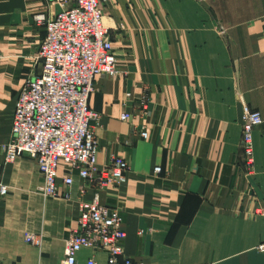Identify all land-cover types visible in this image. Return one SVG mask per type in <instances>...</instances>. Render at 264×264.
<instances>
[{
    "label": "crops",
    "instance_id": "1",
    "mask_svg": "<svg viewBox=\"0 0 264 264\" xmlns=\"http://www.w3.org/2000/svg\"><path fill=\"white\" fill-rule=\"evenodd\" d=\"M59 11L53 0H0V264H60L80 202L95 197L123 218L129 258L264 264V123L252 169L242 151L244 106L264 120V0H109L119 74L96 79L89 105L99 115L98 163L120 157L129 172L116 189L78 176L70 188L60 183L70 199L45 197L37 163L24 155L7 164L2 152L15 102L41 68L46 29L36 18ZM90 258L107 260L84 249L78 264Z\"/></svg>",
    "mask_w": 264,
    "mask_h": 264
},
{
    "label": "built area",
    "instance_id": "2",
    "mask_svg": "<svg viewBox=\"0 0 264 264\" xmlns=\"http://www.w3.org/2000/svg\"><path fill=\"white\" fill-rule=\"evenodd\" d=\"M60 7L52 17H37L46 35L39 48L41 68L26 80L14 105L10 138L2 147L5 163H13L24 155L33 159L43 177L45 197L70 199L65 188L78 176L98 190L116 189L124 184L129 172L127 162L113 156L100 165L97 161L99 141L95 122L99 115L91 110L89 101L95 92L96 79L101 75L117 76L119 63L108 28L105 6L109 0H53ZM4 56L0 50V65ZM148 95L139 109L146 113ZM124 114L122 120H129ZM264 120L259 112L244 106L242 151L246 166H254V133ZM147 138L146 133H141ZM61 165L65 176L59 181ZM161 169H155L160 173ZM8 187L0 185V196ZM264 218V207L258 209ZM127 237L125 223L119 211L102 205L98 197L81 201L77 226L66 243L65 258L60 264H78L84 249L103 252L105 263L90 258L86 264H145L129 258L124 250ZM29 244L39 241L26 235ZM259 250L264 252V242Z\"/></svg>",
    "mask_w": 264,
    "mask_h": 264
}]
</instances>
